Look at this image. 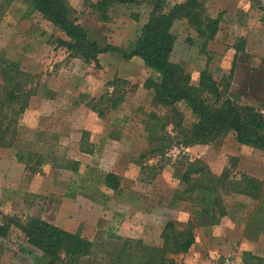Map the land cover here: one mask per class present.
I'll return each mask as SVG.
<instances>
[{"label": "rangeland", "instance_id": "rangeland-1", "mask_svg": "<svg viewBox=\"0 0 264 264\" xmlns=\"http://www.w3.org/2000/svg\"><path fill=\"white\" fill-rule=\"evenodd\" d=\"M96 1L69 0L75 21L101 44L131 51L154 0L115 2L104 17L93 7ZM178 1L166 0L165 8ZM203 1L207 14L219 16L215 36L204 43L186 18L175 19L171 59L182 63L193 84L207 68L221 86L228 82L226 95L264 111V0ZM27 4L0 0V52L19 59L36 91L19 114L14 145L0 147V222L5 214L37 216L92 240L90 254L67 264L123 262L126 256L116 260L123 244L144 262L149 257L144 245L161 246L167 221L177 229L190 223L191 200L174 193L184 186L181 175L190 160L227 179L249 174L262 183L264 148L237 141L233 131L205 143H182L177 130L189 128L197 115L186 100L153 101L145 84L159 78L158 71L137 54L126 58L116 51L100 53L97 62L83 61L58 44L56 38L66 35L39 11L25 14ZM240 41L244 45L237 51ZM158 134L162 138L156 140ZM158 144L162 150L153 151ZM86 146L93 151H83ZM21 147L39 155L29 161H42L36 172L16 156ZM76 159L77 171L67 168ZM106 171L120 175L119 187L100 182ZM77 180L94 188L88 191L94 198L84 188L82 194L65 195L67 183ZM260 191L256 197L219 187L228 214L198 226L186 252L164 256L183 264H264L244 253L264 258ZM17 232L0 236V264H44L42 252ZM151 258L152 264H171L158 260L159 254Z\"/></svg>", "mask_w": 264, "mask_h": 264}, {"label": "trees", "instance_id": "trees-1", "mask_svg": "<svg viewBox=\"0 0 264 264\" xmlns=\"http://www.w3.org/2000/svg\"><path fill=\"white\" fill-rule=\"evenodd\" d=\"M10 1V0H7ZM139 0H97L92 5L102 17L106 15L107 8L115 2L129 3ZM69 0H29L25 14L30 11H39L44 17L57 26L67 38L57 37L59 45L66 46L72 55H79L83 61H99V54L116 51L122 52L124 57L131 58L137 54L144 65L160 73L159 78H148L145 86L152 90L153 101L164 105H173L176 101L186 100L190 103L197 120L189 128H179L181 142L205 143L220 135L233 131L237 141L253 144L264 148V111L250 103L240 104L232 97L225 94L228 82L221 86L211 71L203 68L198 76L197 84L190 81V73L182 63L171 59L176 36L171 30L175 19L184 17L193 26L197 36L204 39V43L213 39L218 25L219 16H211L205 12L203 0H181L165 8L166 0H154L140 32L134 39L131 51H125L111 44H101L90 37L86 29L75 21L69 5ZM237 51L242 49L244 42L240 41ZM19 59L8 57L0 52V147L14 145L18 130V118L30 103V96L35 94V89L30 83V74L20 65ZM232 67L230 69V74ZM101 113V112H100ZM163 122L161 123V127ZM86 131H83L85 133ZM166 139L173 136L166 134ZM159 134L156 140L161 139ZM170 142V141H169ZM85 152H92V147H84ZM162 150L160 144L152 149ZM18 159L26 161V167L36 172V167L42 162L39 158L30 164L33 157L39 156L34 151L22 147L16 152ZM79 160L69 164L67 168L77 171ZM197 161L190 160L181 175L184 186L174 189V193L181 197H188L192 202V216L188 227L177 229L176 224L169 220L161 232V246H147L149 257L141 262L142 255H134L123 246L118 250L116 260L125 257V261H116L114 264H152L151 255L159 254L158 260L169 261L171 264H183L168 259L165 252L172 254L186 252L195 241V231L198 226L214 224L228 214V209L223 204L218 193V188L227 187L233 190L248 193L253 196L260 195L264 190L262 183L249 174L242 175L239 179H227L226 173L216 175L205 170ZM99 180L108 188L116 189L120 185V175L114 171L102 172ZM89 193L94 188L85 186L83 180L67 183L65 195L74 196L77 193ZM93 193V192H92ZM88 194L94 198V194ZM12 229H17L18 234L27 242L38 248L44 257V264H67L79 261L81 256L92 252L93 242L88 237L61 227L42 217L30 216L22 219L17 215H4L0 222V236L7 237ZM139 241V240H138ZM246 256H252L244 252ZM133 255V256H132ZM156 260V258H154ZM244 264L247 262L244 261Z\"/></svg>", "mask_w": 264, "mask_h": 264}]
</instances>
